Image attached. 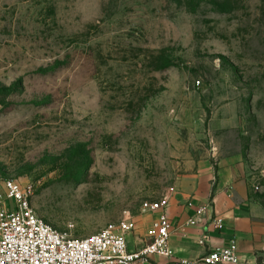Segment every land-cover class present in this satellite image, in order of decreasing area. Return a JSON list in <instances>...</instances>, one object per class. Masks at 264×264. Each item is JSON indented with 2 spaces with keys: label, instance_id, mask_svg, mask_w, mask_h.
<instances>
[{
  "label": "rangeland",
  "instance_id": "rangeland-1",
  "mask_svg": "<svg viewBox=\"0 0 264 264\" xmlns=\"http://www.w3.org/2000/svg\"><path fill=\"white\" fill-rule=\"evenodd\" d=\"M219 160L264 224V0H0V177L54 231L135 223Z\"/></svg>",
  "mask_w": 264,
  "mask_h": 264
},
{
  "label": "built area",
  "instance_id": "built-area-1",
  "mask_svg": "<svg viewBox=\"0 0 264 264\" xmlns=\"http://www.w3.org/2000/svg\"><path fill=\"white\" fill-rule=\"evenodd\" d=\"M199 86V83H196ZM254 191L258 188L254 186ZM34 185L22 187L12 180L0 177V264H136L151 256L172 258L169 248L170 222L165 214L167 199L144 202V215L157 214L146 230V244L138 251L129 252L126 235L134 230V223L124 219L110 223L97 233L76 239L66 233H58L46 225L31 207ZM9 201L12 206L4 205ZM209 207L202 205L195 210V216L187 223L190 227L198 224ZM208 228L220 231L224 222L219 216L209 219ZM208 236L198 241L206 252L198 259L176 260L174 264H238L236 243L227 246L207 245Z\"/></svg>",
  "mask_w": 264,
  "mask_h": 264
},
{
  "label": "crops",
  "instance_id": "crops-1",
  "mask_svg": "<svg viewBox=\"0 0 264 264\" xmlns=\"http://www.w3.org/2000/svg\"><path fill=\"white\" fill-rule=\"evenodd\" d=\"M200 166L192 180L193 193L190 197L170 198L165 214L170 222L169 248L172 258L154 255L136 264H174L176 260L192 261L200 258L206 247L198 241L208 236L207 245L227 246L231 241L238 249V264H264V227L257 217V195L251 179L244 176L243 170L234 161L219 160L214 165ZM10 206L9 201L3 202ZM206 205V214L198 219L195 227L187 225L195 216L197 207ZM223 219L224 226L218 232L208 228L213 216ZM157 214L144 215L135 220L134 230L126 235L129 252L138 251L146 242V230Z\"/></svg>",
  "mask_w": 264,
  "mask_h": 264
}]
</instances>
